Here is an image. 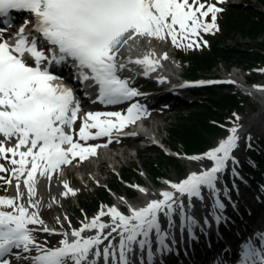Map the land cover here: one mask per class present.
<instances>
[{
    "label": "snow or ice",
    "instance_id": "obj_1",
    "mask_svg": "<svg viewBox=\"0 0 264 264\" xmlns=\"http://www.w3.org/2000/svg\"><path fill=\"white\" fill-rule=\"evenodd\" d=\"M225 2L0 0V18H5L4 24L11 26L12 11L33 17L23 21L13 44L3 39L7 29L0 28V160L11 165L5 167L0 163V173L10 177L0 175V180L10 186L15 181L16 188L14 197H0V264H11L8 257L14 254L13 250L23 253L35 250L34 256L16 255L17 259H30L32 264H163V257L172 253V245L176 243L174 217H180L181 232L187 229L192 240L198 239L190 227L198 221L189 210L195 208L193 199L203 202L205 190L213 197L212 217L216 224L225 219L222 215L225 204L218 181L230 161L238 163L233 156L239 146L236 127L229 129L230 135L217 147L203 155L188 157L194 161L207 159L212 166L199 173L192 172L179 183L165 181L173 191H162V199L152 200L145 207L130 208L129 215L116 207L106 210L101 207L88 223L71 233H62L58 247H45L34 235L36 231L54 234L39 216L38 177L51 180L61 166L70 165L77 158L85 161L96 156L100 145L85 146L80 141L107 137L111 142L114 134L122 133L128 125L148 114L138 103L131 104L126 114L90 111L84 115L77 132L75 124L82 110L80 101L71 88L56 83L62 78L50 71L53 64L61 66L73 62L75 78L82 85L96 88L101 104L131 101L142 93L120 73L131 72L133 69L129 65H136L147 76L160 66L155 53L145 50L141 41L170 38L178 48L200 47L197 39L202 40L201 33L219 31L217 16L223 9L217 5ZM29 23L36 35L25 32ZM129 42L141 50L142 56L133 59L122 55ZM203 44L207 46V41ZM43 45L51 46L47 49L48 55ZM26 57L32 60L31 64ZM163 59H168L167 54ZM208 83L231 84L234 81ZM258 90L264 91V88ZM75 136L78 139H74ZM233 173L238 175L235 169ZM21 184L26 188L27 205ZM63 186L67 190L65 196L69 192L75 195L67 183ZM138 190L146 194V189ZM184 197H187V204ZM104 217L109 221L104 222ZM204 226H212L207 217ZM85 232L95 234L86 237ZM219 264L226 262L221 260ZM232 264H264V230L255 232L240 246Z\"/></svg>",
    "mask_w": 264,
    "mask_h": 264
},
{
    "label": "rangeland",
    "instance_id": "obj_2",
    "mask_svg": "<svg viewBox=\"0 0 264 264\" xmlns=\"http://www.w3.org/2000/svg\"><path fill=\"white\" fill-rule=\"evenodd\" d=\"M202 2H205V0H202ZM206 2L214 3L211 0H206ZM217 6L223 9V11L217 16V25L219 27V31L215 32V34L201 33L202 40L197 39V42L200 44V47L194 46L193 49H187L183 47L178 48L170 43L171 51L174 55L177 56V61L182 64L183 75L187 78L193 77V70L196 68L192 63L191 56L193 55H201L205 52H211L213 55H215L213 49L216 46L219 49L231 47L235 50L237 49L238 51L240 49H245L250 50L252 53H255L259 51V44L264 43V33L261 34L260 38L256 39H253L249 37V35H246V32L250 29L252 23L257 21L261 14H264V0H227L224 4H218ZM210 19L211 18L209 17L208 20L210 21ZM259 21H261V19H259ZM229 22H233L237 26L233 29L229 28ZM203 41H207V46H204ZM216 60L217 63L211 71L199 72L198 75L201 79L210 80L218 78L233 81V78L237 79L238 77H240V80H247L250 86L253 85V87H264V59L262 57H260L258 60H251L249 62L247 61L248 63L243 61L242 58L239 57L226 60L221 56H217ZM235 65L237 66V68H232ZM253 66L262 68L258 70V74H255L254 78L251 79L253 75L251 74V71H247V69H251ZM258 75L260 78L259 80H257ZM223 92L224 90L220 91L219 94H223ZM205 98H208V96H206ZM244 98L248 105L244 113L237 115L240 117L239 120L236 119V116L235 119L231 121V124L228 126L227 132H225L222 136H219L217 138V135H215L214 137H212V149L217 147L221 140L227 138V135L230 133L229 129L236 127L238 129L249 130V128L254 124L255 118H258L259 114H261L259 119L260 122L264 121V110L262 108V106L264 105L260 104L258 101L256 102L254 99H251L248 96H244ZM209 99L207 100V103H209ZM200 102L201 103L196 104L193 109H188L185 111H171L166 117H159L154 120L160 126V138L164 139V142L167 146L174 147L173 141L175 140L169 136V131L172 126L175 125L178 121H180L182 117L187 118L192 113L197 112L199 110H203V106H205L206 103L202 99ZM232 112L233 111H231V113ZM231 113H229L228 115H224L223 120H212V123H214L217 127L220 128L219 124L225 122V119H227L229 115H231ZM244 121H246L245 123L247 124L241 125ZM261 134L262 133L258 131L256 136L261 137ZM128 146L123 147L120 150L115 151L114 153L108 154V161L105 164L102 163L101 159L99 158L97 160H94L91 164L88 163L84 165L82 169H70L71 171H68V173L70 172L69 177L71 180V184L73 185L71 189L75 192V195L72 194L70 198L59 197V192L55 193V196L50 198L54 193L52 191L53 186L45 188V191L43 193V201L39 202V215H43L56 223L64 222L70 227H73L74 223L82 227L87 214L95 215L94 210L90 211L83 204L86 200H91V198L95 199L96 201L102 200L104 204L109 203L111 206H116L118 204H125L127 206L129 204L142 205V203L144 202V197L138 195V189L140 187L136 186L135 182L137 180H140L139 174H141L144 178L143 182L145 183L146 193L150 194L151 192L153 193L155 191L153 188L155 186L154 182L156 181H154L152 177L153 175L150 173V168L148 169L146 166L151 163L157 164L160 161H164L161 158V156L164 154V151L156 146H151L146 149L137 148L139 155L138 157H136L135 151L130 148V146ZM174 148L179 149V151L181 150L180 152L183 153L182 150L184 147L182 144H179L177 147ZM180 163L181 165L187 167L188 170L186 174H188L190 171L200 172L208 168L209 165H212V162L208 161L207 159L193 162H186L181 160ZM120 167H125L127 171H121ZM169 169L170 171L169 173H167L168 178H165L166 180L164 179L162 181L161 186L170 187L168 184L165 183V181L179 183L184 179V175H182V177L178 173L176 164H170ZM99 171L101 173H99ZM95 173H97V178H95L96 176L93 175ZM84 175H87V177L88 175L94 177L90 184H88L87 180L82 181L81 178ZM124 175H130L129 180H131L132 182L131 185L133 188L138 190V193L134 194L127 187V184H122L121 180L123 177L125 178ZM6 177L8 176L6 175ZM56 183L57 185H60L58 181L53 182L55 186ZM116 185L118 188H115V191L119 193V195L121 196L120 198H115V196L107 192L108 187L114 189ZM126 191H128L129 193H131L130 195L135 197L129 201L127 199V196L129 195H127L128 192ZM107 193H109V197H107ZM0 194H2L3 197H13L11 186H7L2 180H0ZM112 194L115 195V193ZM260 195L263 196V193L260 192ZM56 196H58L59 199H56ZM24 202L25 204L27 203L26 198ZM103 208H106L105 205ZM32 211L35 210L32 209ZM34 235L37 242L40 244L42 243L44 245L59 246L60 239L55 238L49 233H42L37 231L34 233Z\"/></svg>",
    "mask_w": 264,
    "mask_h": 264
},
{
    "label": "trees",
    "instance_id": "obj_3",
    "mask_svg": "<svg viewBox=\"0 0 264 264\" xmlns=\"http://www.w3.org/2000/svg\"><path fill=\"white\" fill-rule=\"evenodd\" d=\"M259 19H261V21H259ZM259 19L253 22L250 29L246 32V35H249V37L253 39L260 38L261 34L264 33V14H261ZM228 25L229 28L232 29L237 26L233 22H229ZM258 49L259 51L252 53L250 50L245 49H240L238 51L237 49L235 50L231 47L219 49L216 46L213 49L215 55H213L211 52H205L201 55H193L191 56L192 63L196 68L193 70L194 72L192 76L193 78H198L200 77L198 75L199 72L211 71L217 63V56H221L226 60L239 57L245 62L258 60L260 57L264 59V43H260ZM207 102L205 106H203V110L194 112L187 118L182 117L180 121L172 126L169 131V136L175 140L173 141L174 147L182 144L187 152H203L207 150L211 143L212 137L220 134L221 132V129L212 123V120H223L224 115H228L234 110L244 112L246 107V102L243 100L241 95L234 92L223 94L214 93L211 95L209 103ZM161 158L164 160L162 161L164 163L160 161L157 164L151 163L149 165L147 164L148 166H146L148 169L150 168V173L153 175V178L156 182L157 178L167 175V173L170 171L169 165L172 163L177 165V170L181 173L183 167L178 160L168 157L165 154H163ZM262 164H264V160H262ZM125 171H127V169ZM124 176L126 179L130 178V175ZM115 188H118L117 185L114 187V189ZM107 197H109L108 194ZM99 201L91 198V200H86L83 204L86 206V208L92 211L98 207Z\"/></svg>",
    "mask_w": 264,
    "mask_h": 264
},
{
    "label": "bare ground",
    "instance_id": "obj_4",
    "mask_svg": "<svg viewBox=\"0 0 264 264\" xmlns=\"http://www.w3.org/2000/svg\"><path fill=\"white\" fill-rule=\"evenodd\" d=\"M162 42H165V41H160V40H156V39H152L150 41H141L142 47L145 50L154 52L155 53V58L159 59V61H160V66L156 69V71L151 72L148 75L149 78H151V77H156V78L160 77V78H162L161 80H165V78H171L173 76V74L171 73V72H173V69H172L173 67L170 65V63L166 59H163V56H164L163 52L164 51L161 50V43ZM122 55L125 56V57L131 56L133 59H135L137 57L142 56V52H141V50L139 48H136L134 45H132L131 42H129V45H126L125 48L123 49ZM129 67L132 68L133 71L129 72L127 70H124L123 72L133 73V74L138 75V76H140V75L141 76H145L143 74V69L140 68L139 66L129 65ZM145 77H147V76H145ZM233 80H235L237 82L243 81V80H240V77H238L237 79L233 78ZM163 83H165V82H163ZM258 89H260V88L256 87V89L253 88L251 90H248L247 94L248 95L260 94L264 98V91H261V90H258ZM260 115H259L258 118H255V122H259ZM159 127L160 126L155 121H152L150 123H145L144 125L140 126L139 128L141 129L140 130L141 134L140 133L139 134L142 135V139L141 140H144L145 142H153V138H157V136L160 134L159 133ZM238 131H239L238 134L240 132H242V130H238ZM14 142L15 141H13L12 143H14ZM107 155L108 154H105L104 152L97 154V156H100L101 162L104 163V164L107 163V161H108L107 160ZM170 155H171V153H170ZM180 158L183 159V160L191 161L190 159H188L187 156L186 157L185 156H180ZM66 167H67V165L61 166V168H66ZM67 179H69V173L68 172H64L63 174H60V175H52L51 180H49V179H47L45 177H38V183L36 185V188H37L36 200L39 201V202L43 201V193L45 191V188H48L49 186H51V187L53 186L52 187L53 188L52 191L54 192L53 195L50 198L55 196V193H58V192H59V197L63 196L64 193L67 191L64 188V186H63L65 184V182H67L66 181ZM57 181H59L60 185H57V183H56V186H55L53 184V182H57ZM14 184H15V181H14ZM70 186H71V184L69 185V187ZM21 191L25 192V198L27 199L26 188H25V186L23 184H21ZM68 194H70V193H68ZM208 194L209 193L204 192L205 199L210 198V196H208ZM15 195H16V188L13 189V196H15ZM141 195H143L145 197L147 196V195H145V193H142ZM59 197L56 196V199H59ZM211 198H213V197H211ZM146 202L144 203V205L147 204ZM54 205H57V204H54ZM115 207L118 210H120V211L122 210L121 206H119V205L115 206ZM136 208H141V207H136ZM204 210H205V212L209 213V210L207 208H205ZM198 214H200V213H194L193 216H195V218H196V220L198 221V224H199V217L196 216ZM223 214H224V211H223ZM39 216L43 220L44 217H42V215H39ZM104 218H102L104 220V222H108L109 221V219L106 220ZM106 218H108V217H106ZM236 223L242 228V224L241 223H238V222H236ZM210 224L212 225L211 228L218 226L216 224L215 220H213V222H210ZM240 227L234 226V236H237V239L240 236V233L242 231V229L240 231ZM246 227H247V224H246ZM215 231L216 230L213 231L211 229L212 233H215ZM173 233H174L175 237H177V238H178V236L181 235V231L179 229H177V227L173 230ZM194 233H196V232H194ZM94 234H95L94 232H85L84 233V235L86 237L88 235H94ZM188 239H190V237ZM185 240L186 239H184V241ZM218 241H219V239H218ZM222 244H223V241L217 242L216 240H214L213 241V245H212L213 246V250L212 251L217 250V247L222 245ZM23 254L26 255L27 253H23ZM228 256H229V252H227V251L223 252V254H222V258L224 257L223 259L227 258ZM179 259L183 260L185 262H188L190 260L194 261L193 264H196L199 261L203 263V261L201 260L202 259L201 257H195L194 254H192L191 252H185V253L181 254ZM175 261H176V259H175ZM177 264H179V263H177ZM185 264H187V263H185Z\"/></svg>",
    "mask_w": 264,
    "mask_h": 264
}]
</instances>
